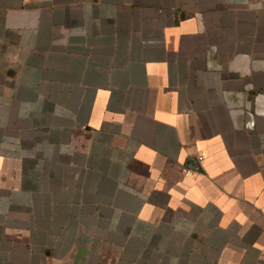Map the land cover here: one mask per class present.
<instances>
[{
  "label": "crops",
  "instance_id": "crops-1",
  "mask_svg": "<svg viewBox=\"0 0 264 264\" xmlns=\"http://www.w3.org/2000/svg\"><path fill=\"white\" fill-rule=\"evenodd\" d=\"M0 264H264V0H0Z\"/></svg>",
  "mask_w": 264,
  "mask_h": 264
}]
</instances>
